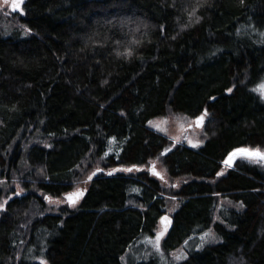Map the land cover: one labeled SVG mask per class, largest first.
Masks as SVG:
<instances>
[{"label":"trees","instance_id":"1","mask_svg":"<svg viewBox=\"0 0 264 264\" xmlns=\"http://www.w3.org/2000/svg\"><path fill=\"white\" fill-rule=\"evenodd\" d=\"M9 5L0 179L18 186L3 194L0 264H123L162 216L166 255L209 230L218 237L165 264H264V164L223 163L235 148H264V98L252 90L264 82V0ZM205 110L197 148L147 126ZM78 188L75 207L48 205Z\"/></svg>","mask_w":264,"mask_h":264},{"label":"rangeland","instance_id":"2","mask_svg":"<svg viewBox=\"0 0 264 264\" xmlns=\"http://www.w3.org/2000/svg\"><path fill=\"white\" fill-rule=\"evenodd\" d=\"M9 4H10V0L8 4H5L4 0H2V4L0 3V7L3 8V10L1 11L2 13L1 15H4L6 18L8 17L7 19L11 18L9 16L8 9L6 8V6H10ZM147 126L150 129L167 136L173 142V144H184L193 147L192 144L189 143V140H191L192 142H198L199 146H201L205 140L204 129L196 127L194 125V118H189L186 115L168 113L163 117H156L151 119L148 122ZM249 148H260V147H249ZM260 149L264 151V148H260ZM239 162H250V161L246 158L238 157L235 160V165H237ZM260 164H264V162H260ZM158 166L161 169V166L159 164ZM11 183L0 179V194H2L0 196V204H4V201L6 200V198L3 195L6 189L18 186L17 180L12 181ZM81 187L82 185L79 186V188ZM57 200H62V199H57ZM48 205L52 207V209H56L60 204L49 203ZM1 210L2 208H0V211ZM162 230H163V225L161 224V222H159L156 227L155 234L153 236L140 237L135 243H133L132 246L127 250V252L122 256L123 264H135L140 260H147L150 258H155L158 261H160V263L162 264H165L170 261L176 263L178 261L175 260L173 254L174 253L179 254V250L182 249L188 255L189 251L192 250L193 247L200 248L201 247L200 245L202 243L203 245L205 243H210V242L201 241L200 238L204 234L203 233L200 235V237H195V238L192 237L191 239H188L182 246L170 252L169 255H166L163 250V240L165 236L160 242L161 243L160 252L156 251L155 247L153 246V243L148 242L149 238H152L154 241L156 234ZM209 232L214 234V232L211 230H209ZM215 237H216L215 241L212 242H216L218 240V237L216 235Z\"/></svg>","mask_w":264,"mask_h":264},{"label":"snow or ice","instance_id":"3","mask_svg":"<svg viewBox=\"0 0 264 264\" xmlns=\"http://www.w3.org/2000/svg\"><path fill=\"white\" fill-rule=\"evenodd\" d=\"M8 2H9V0H4L5 4H8ZM22 3H23V0H11V9L13 11L20 10V12L23 13V9L21 8ZM252 90L257 92L262 98H264V82H261L260 84L257 85L256 88H254ZM228 91L231 92L232 89H228ZM207 115H208L207 110H205L201 116H199L195 119L194 124L197 127L203 128L204 120L207 117ZM189 143H191L193 147L199 146L198 142H192L191 140H189ZM168 151H170V149ZM238 157L246 158L250 162L260 163V162H264V151H262L260 148H245V147L237 148L233 152L229 153L228 157L224 160V164L227 165L228 167H231L233 165L234 161ZM133 170L139 171L140 169L136 168V166H133L132 168L115 169L114 171L132 172ZM151 171H152L153 175H158V176L160 175V173H158L156 171L154 164H153ZM95 174L96 173L93 172L92 175L88 176V180H91L92 176H94ZM108 174L112 175V172H109ZM217 175H223V172L217 173ZM161 179H163L162 176H161ZM86 182L87 181H85V183ZM22 191H23V189H20V192H22ZM85 191H86V189H79L78 188L73 192L67 193L63 200H54L52 197H45V198L48 200V202L50 204L67 203L69 206L75 207L77 205V203L79 202V200L84 196ZM16 194L19 195L20 193L18 192ZM9 199H10V197H9ZM4 204H7V200L4 201ZM4 204H0V208H3ZM242 206L243 205H241V207ZM160 222L163 225V230L156 234L154 241L152 238H149V240H148L149 243H153V246L155 247L157 252L161 251V243L160 242L163 239V237L166 235V233L168 231V227L171 224V220L169 219L168 216H162ZM200 239L202 242H212V241H215L216 237L211 232H205L201 236ZM200 246L203 247V243ZM173 255H174V258L176 261H182V260H186L188 258L187 253L184 252L182 249L179 250V254L174 253ZM40 264H47V261L42 259L40 261Z\"/></svg>","mask_w":264,"mask_h":264},{"label":"water","instance_id":"4","mask_svg":"<svg viewBox=\"0 0 264 264\" xmlns=\"http://www.w3.org/2000/svg\"><path fill=\"white\" fill-rule=\"evenodd\" d=\"M199 116H201V115H199ZM199 116H197V117H199ZM197 117H196V118H197ZM196 118H195V119H196ZM195 119H194V121H195ZM194 125H195V124H194ZM195 126H196V125H195ZM196 127H197V126H196ZM199 128H200V127H199ZM238 148H241V147H238ZM245 148H249V147H245ZM235 149H237V148H235ZM235 149H233L231 152H233ZM231 152H230V153H231ZM228 155H229V154H228ZM228 155L226 156V158L228 157ZM226 158H225V159H226ZM223 163H224V162H223ZM224 165H225V164H224ZM226 166H227V165H226ZM234 166H235V161H234V163H233V165H232L231 167H234ZM227 167H228V166H227ZM231 167H230V168H231Z\"/></svg>","mask_w":264,"mask_h":264}]
</instances>
